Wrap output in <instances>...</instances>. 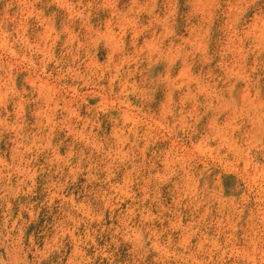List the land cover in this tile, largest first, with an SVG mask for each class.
<instances>
[{
  "label": "rangeland",
  "instance_id": "rangeland-1",
  "mask_svg": "<svg viewBox=\"0 0 264 264\" xmlns=\"http://www.w3.org/2000/svg\"><path fill=\"white\" fill-rule=\"evenodd\" d=\"M0 264H264V0H0Z\"/></svg>",
  "mask_w": 264,
  "mask_h": 264
}]
</instances>
